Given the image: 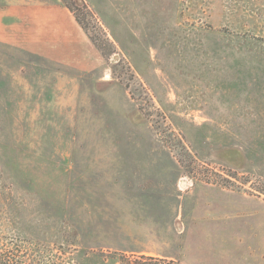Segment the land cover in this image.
I'll list each match as a JSON object with an SVG mask.
<instances>
[{
  "label": "rangeland",
  "instance_id": "1",
  "mask_svg": "<svg viewBox=\"0 0 264 264\" xmlns=\"http://www.w3.org/2000/svg\"><path fill=\"white\" fill-rule=\"evenodd\" d=\"M82 1L102 69L72 76L54 109L0 84L2 264H198L182 223L162 230L151 209L202 177L264 194V0ZM251 239L240 260L264 264V229Z\"/></svg>",
  "mask_w": 264,
  "mask_h": 264
},
{
  "label": "crops",
  "instance_id": "2",
  "mask_svg": "<svg viewBox=\"0 0 264 264\" xmlns=\"http://www.w3.org/2000/svg\"><path fill=\"white\" fill-rule=\"evenodd\" d=\"M0 60L7 61L0 65V84L5 81L22 93L23 106L42 109L56 107V90L64 92L72 76L78 81L79 74L99 71L104 64L102 55L59 0H0ZM147 181L144 186L150 184ZM175 186L173 198L151 209L161 214L158 227L167 231L170 222H181L176 234L191 251L193 262L212 264L215 259L218 264H244L239 244L244 240L243 252L249 253L251 238L264 229V199L201 180L190 182L185 189L179 182Z\"/></svg>",
  "mask_w": 264,
  "mask_h": 264
},
{
  "label": "trees",
  "instance_id": "3",
  "mask_svg": "<svg viewBox=\"0 0 264 264\" xmlns=\"http://www.w3.org/2000/svg\"><path fill=\"white\" fill-rule=\"evenodd\" d=\"M60 1L70 11L72 16L74 17V20L79 25V27L82 29V31L87 35L88 39L93 44V46L104 57V53L102 51V46L100 42L98 41L96 37H93L88 32L87 27L84 23V19H82V17L78 13L79 11L85 10L91 18H94V15L88 9L85 2H83L82 0H60ZM78 3L81 4L80 7L77 6ZM106 42L108 44H112V42H110L108 38H106ZM202 179H198V180H201L207 183L220 185L222 187L230 188L219 180L216 181V180L204 179L203 177ZM257 195L262 196L264 198V194H262L261 192ZM115 256L117 257V264H183L179 260H176V259L159 258V257L146 256V255L136 256L135 254L127 255V254L119 253L117 255L113 254L111 258L114 259ZM2 262H3V258H1L0 256V264H2Z\"/></svg>",
  "mask_w": 264,
  "mask_h": 264
}]
</instances>
